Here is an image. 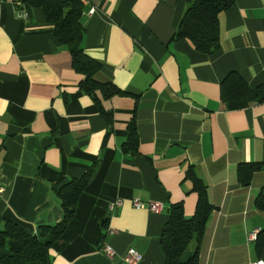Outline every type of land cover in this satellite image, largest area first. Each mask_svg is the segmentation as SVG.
Here are the masks:
<instances>
[{
	"label": "crops",
	"instance_id": "obj_1",
	"mask_svg": "<svg viewBox=\"0 0 264 264\" xmlns=\"http://www.w3.org/2000/svg\"><path fill=\"white\" fill-rule=\"evenodd\" d=\"M79 1V46L100 65L93 79L121 94L94 101L43 10L0 2V226L33 236L57 225L58 191L92 171L51 264H128L129 249L137 264H163L169 207L191 218L198 181L213 209L198 264L264 262V102L222 98L229 74L250 89L264 82V0H235L220 14L212 55L172 39L192 0ZM133 199L165 209H136Z\"/></svg>",
	"mask_w": 264,
	"mask_h": 264
},
{
	"label": "trees",
	"instance_id": "obj_2",
	"mask_svg": "<svg viewBox=\"0 0 264 264\" xmlns=\"http://www.w3.org/2000/svg\"><path fill=\"white\" fill-rule=\"evenodd\" d=\"M24 1L43 10L46 20L53 25L55 40L68 48L72 68L83 76L79 85L81 91L91 96L94 101L97 92L103 97L121 94L114 85H103L93 79L100 65L86 56L79 46L83 10L79 0ZM234 2L235 0L189 1L172 39L188 41L201 54H214L220 47L219 16ZM224 82L228 86L222 96L225 102L230 103L236 99L243 100L241 105L264 102V82L250 89L235 74H229ZM129 136V142L134 145L136 133L133 125L130 127ZM91 176L92 171H89L80 179L71 180L58 191L63 218L57 225L41 226L37 234L32 236L16 224L4 220L0 226V264H51L49 250L71 222L78 198ZM194 187L199 199L196 212L191 218L184 216L181 204H172L169 207L168 220L160 236L163 264H198V244L213 209L205 186L196 181ZM256 206L264 211V199L257 198Z\"/></svg>",
	"mask_w": 264,
	"mask_h": 264
},
{
	"label": "built area",
	"instance_id": "obj_3",
	"mask_svg": "<svg viewBox=\"0 0 264 264\" xmlns=\"http://www.w3.org/2000/svg\"><path fill=\"white\" fill-rule=\"evenodd\" d=\"M2 1L3 0H0V2H2ZM93 12H94V10H91V13H93ZM0 192H2V190H0ZM119 204H120V200H117L115 202V206H118ZM132 204H133V207L136 209L147 208L148 211L155 213V214L162 213L165 209L164 204L162 202H158V201H151V202H147L145 204L138 199H133ZM255 235H256L255 233L250 234L249 240H253L255 238ZM101 250L108 258H112L114 255L111 247L107 244H104L102 246ZM124 259L128 264H137L141 261L142 256L135 249H129L127 251ZM255 264H264V262L258 261Z\"/></svg>",
	"mask_w": 264,
	"mask_h": 264
}]
</instances>
